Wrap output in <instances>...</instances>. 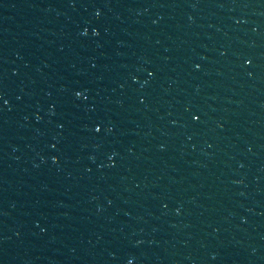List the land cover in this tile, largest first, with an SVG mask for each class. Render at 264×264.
<instances>
[{"label": "water", "instance_id": "water-1", "mask_svg": "<svg viewBox=\"0 0 264 264\" xmlns=\"http://www.w3.org/2000/svg\"><path fill=\"white\" fill-rule=\"evenodd\" d=\"M129 262L264 264V0H0V264Z\"/></svg>", "mask_w": 264, "mask_h": 264}, {"label": "snow or ice", "instance_id": "snow-or-ice-1", "mask_svg": "<svg viewBox=\"0 0 264 264\" xmlns=\"http://www.w3.org/2000/svg\"><path fill=\"white\" fill-rule=\"evenodd\" d=\"M97 15H99V13H97ZM80 95H81L80 93H77V96H80ZM194 119L198 121L199 120V117H194ZM101 130L102 129L100 127L95 128V131L97 133L101 132Z\"/></svg>", "mask_w": 264, "mask_h": 264}, {"label": "clouds", "instance_id": "clouds-1", "mask_svg": "<svg viewBox=\"0 0 264 264\" xmlns=\"http://www.w3.org/2000/svg\"><path fill=\"white\" fill-rule=\"evenodd\" d=\"M129 264H131V262H129Z\"/></svg>", "mask_w": 264, "mask_h": 264}]
</instances>
